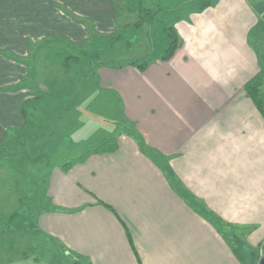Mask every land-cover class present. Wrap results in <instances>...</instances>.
<instances>
[{
	"label": "crops",
	"instance_id": "1",
	"mask_svg": "<svg viewBox=\"0 0 264 264\" xmlns=\"http://www.w3.org/2000/svg\"><path fill=\"white\" fill-rule=\"evenodd\" d=\"M206 8L174 28L179 46L157 66L96 65L77 83L92 88L68 97L76 121L69 110L48 129L38 126L53 98L38 88V59L49 88L63 84L66 71L64 63H56L57 74L47 70L53 61L43 44L49 35L84 43L83 30L69 36L70 27H83L77 17L104 26L116 7L112 0H0V212L39 197L31 232L0 225V264H52L38 255L52 253L48 245L74 264H260L264 118L245 86L264 69V53L250 42L264 29V0H214ZM133 75L139 88L123 92L116 79ZM105 98L122 103L134 138L99 124L109 115L96 107ZM111 138L116 149L100 152ZM10 148L41 154L19 157Z\"/></svg>",
	"mask_w": 264,
	"mask_h": 264
},
{
	"label": "rangeland",
	"instance_id": "2",
	"mask_svg": "<svg viewBox=\"0 0 264 264\" xmlns=\"http://www.w3.org/2000/svg\"><path fill=\"white\" fill-rule=\"evenodd\" d=\"M213 1L214 0H145V7L152 10V13L155 12L152 16L153 20L151 24L149 20L142 19V21H140V17L136 14L127 15L123 12L120 14L117 12V17H114V20H111L110 23L106 21L104 26L96 25L98 21L91 20L87 16L86 19L78 18V16V22L81 23L80 21H85L86 24L81 23L83 24V27L75 28V30L70 27L69 36L72 38L73 35L79 33V31L82 32L81 30H83L84 33L82 32V39L86 40L84 43H79V45H73L72 41L67 42V46L63 45L64 48H67L66 52L68 53L66 54L72 56L77 55L79 59V62L73 63L69 67V72L66 71V78L63 77V84L56 81L52 88L43 85L41 82L44 81V78L41 75V70H45L42 68L41 59H38V77H41V80L38 83V88H40L43 93H52V95L45 94V96H51V98L53 97L48 101L49 103L52 102V105L47 106L45 112L41 113L38 120V123L40 124L38 126L43 127L44 125H47L49 129V125L52 126V124H56L57 120L55 117H60V115L66 113L67 111L69 112V110H71L76 104L74 101L75 98L73 100L70 99L72 93L76 91H88L89 86L92 88L91 84L86 83V85L81 87L77 85V83L79 80H86L87 77L91 76V73H93V66L96 67V65L106 62L107 64H113L114 68L134 67V69L139 72V70L143 71V68H141L142 65H145V69L150 66H157V62L168 60L170 57L166 58V56L171 44V37L169 36L171 28H175L177 25L183 23H186L185 25L190 24V18H194L199 13L209 10L210 8L206 7H209L207 6L208 3H212ZM112 2L114 4L113 0ZM85 8L92 11V7L85 5ZM68 12L70 15L72 14L70 9ZM137 23H140L139 27L136 26ZM89 27H92V31L95 32L96 36L92 37V31H90ZM117 35L122 37L119 42H115V40L113 41V39L118 37ZM73 38L76 39L77 37L74 36ZM54 41H57L58 44L52 49L53 52L48 53L50 55L53 54L52 57H48L51 58L53 63L49 65L50 67H47V70L51 68V71L57 74L58 67L57 69L54 67L56 66V63H63V59L65 57L60 54V37L54 36ZM250 42L260 54H263L264 29L261 32L254 31L252 35H250ZM77 48L84 49L85 54H83V52H76L77 50H73ZM42 55L45 56V53H39L38 57ZM165 73H167V71H165ZM53 79L56 80L55 78ZM116 81L120 84L123 83V86L126 87L123 92H125L126 89L134 90L139 88L136 84V75H133L132 79L131 77L130 79L123 77L121 80L120 78H117ZM127 83L128 85L125 86ZM172 92L175 91L172 90ZM112 94L115 95L114 93ZM97 106L103 108L109 114L105 117L102 116L103 118L101 122H99L101 126L103 125V127H105V130L110 128V131L112 132L116 129L117 136L130 134L131 137H133L134 126L124 116L123 105L121 102L115 103L113 100L105 98L103 102L96 103V107ZM78 113V110H71L70 118L73 117L71 119L76 121ZM46 133L47 131H44L42 134ZM73 136L80 137L81 134H76L75 132L72 137ZM140 138L144 140L143 137ZM108 139H110V137ZM152 139H157L155 133H153ZM110 141L116 143L115 138H111ZM13 151L18 152L17 154L19 157L30 155L38 156L41 154L39 151L33 152L31 148H17L16 150H14V148L9 149V153H13ZM42 152H44V150H42ZM25 161H28V158ZM27 164L28 163L26 162V165ZM26 165L22 164L23 168ZM21 171H23L22 168ZM34 195L35 194L24 196V201L20 206H18V203L15 204V208H19L20 210L16 212H0V214L2 213V215H0V225L9 223L13 226L22 225L25 226V230L28 231L29 229L27 227L33 223L34 218L33 213L30 210L33 208V205L36 202L35 200L39 198ZM4 216H7V219ZM27 241H29V239H27L26 242ZM22 244H24V241ZM22 244H20L22 251H25V247H22L24 246ZM37 245V249H46L44 246L40 245L39 241ZM47 249H49L48 251H52V253L43 254L40 252L38 253L41 257L40 259L49 261L52 264H74V262L69 258H61V251L56 249L54 246L48 245ZM19 251H21V249H19ZM3 257H0V262L4 259ZM80 264L86 263L80 261Z\"/></svg>",
	"mask_w": 264,
	"mask_h": 264
},
{
	"label": "trees",
	"instance_id": "3",
	"mask_svg": "<svg viewBox=\"0 0 264 264\" xmlns=\"http://www.w3.org/2000/svg\"><path fill=\"white\" fill-rule=\"evenodd\" d=\"M114 1V5L117 9V12L120 13H126L128 14H136L140 17V21L143 20H149L150 24L152 23L153 20V15L155 12L152 13V10L150 9H146L145 5H144V0H113ZM207 6H211V3H208ZM77 20V19H76ZM78 21V20H77ZM81 23H85V21H80ZM127 26V25H126ZM137 27L140 26V23L136 24ZM90 31H92V27H89ZM96 36L95 32L92 31V37ZM118 37H116V39H113V41L115 40V42H119L122 37L120 35H117ZM169 36L171 37V44H170V49L168 50V54L166 56V58H171V56L176 52L180 40L178 37L177 32L174 30V28H171L170 34ZM59 41V40H57ZM54 41V35H49L47 38V41L43 44L46 45L48 51H52V49L54 48V46L58 44V42ZM64 43V44H63ZM67 42L60 39V45H59V50H60V54L63 55L65 58L63 59V65L65 68V71L69 72V67L73 64V63H77L79 62L78 60V56H72L69 54H66L68 52L67 48H61V46L66 45L67 46ZM72 45V44H71ZM79 47V46H77ZM83 47V46H80ZM41 49L38 48V55L39 53H44V52H40L39 50ZM81 49V50H79ZM77 48V49H73V50H77L76 52H83V54H85L84 49L82 48ZM53 54H48V57H52ZM41 57V56H40ZM38 57V58H40ZM134 64V63H132ZM145 65H142L141 68L144 69ZM94 68V66H93ZM94 70V69H93ZM66 72V73H67ZM93 74V73H91ZM264 69H262L252 80H250L246 86H245V91L248 95V97L253 101L254 105L256 106V108L259 110V112L261 113V115L264 118ZM18 89V88H17ZM116 149V143H114L113 141H104L102 143V145L99 148L100 152H110V151H114ZM75 264H80V261H77Z\"/></svg>",
	"mask_w": 264,
	"mask_h": 264
},
{
	"label": "water",
	"instance_id": "4",
	"mask_svg": "<svg viewBox=\"0 0 264 264\" xmlns=\"http://www.w3.org/2000/svg\"><path fill=\"white\" fill-rule=\"evenodd\" d=\"M260 264H264V259L261 260Z\"/></svg>",
	"mask_w": 264,
	"mask_h": 264
}]
</instances>
